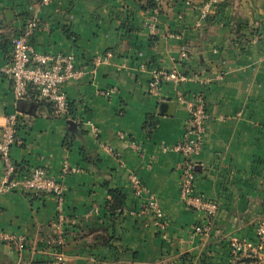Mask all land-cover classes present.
I'll return each instance as SVG.
<instances>
[{
    "label": "crops",
    "instance_id": "obj_1",
    "mask_svg": "<svg viewBox=\"0 0 264 264\" xmlns=\"http://www.w3.org/2000/svg\"><path fill=\"white\" fill-rule=\"evenodd\" d=\"M136 1L0 0V67L31 18L50 26L30 37L37 51L74 53L87 69L94 56L108 55L94 75L65 85L69 117L31 90L16 102L10 77L0 72V124L19 112L11 158L21 174L42 166L55 175L64 160L79 166L63 178L65 212L74 220L62 248L65 264H233L229 237L253 240L264 220V0H220L207 14L208 0H164L153 34L146 27L152 12ZM183 51L188 57L179 63ZM154 67L193 77L164 82L152 95ZM177 91L189 100L202 93L209 114L195 156V190L218 205L206 234L193 232L199 216L179 198L181 155L162 149L181 139L189 115ZM130 172L155 194L166 238L131 191ZM54 217L50 196L2 194L0 229L24 235L27 244L19 255L0 242V264L51 260L43 241Z\"/></svg>",
    "mask_w": 264,
    "mask_h": 264
},
{
    "label": "built area",
    "instance_id": "obj_2",
    "mask_svg": "<svg viewBox=\"0 0 264 264\" xmlns=\"http://www.w3.org/2000/svg\"><path fill=\"white\" fill-rule=\"evenodd\" d=\"M51 1L41 0V4L46 5ZM219 1L208 0L204 13L211 12L209 10L213 11ZM157 16L158 9H154L146 22L150 34L155 31ZM49 27L47 22L40 23L35 18L29 19L21 32L12 39L9 62L0 67V72L10 77L16 102L24 99L27 92L31 90L39 100L50 103L55 114L69 117L65 85L80 79L88 72L94 75L97 67L108 59V55L94 56L91 67L87 69L85 66H77L74 53H51L35 50L29 41L30 37L36 31L48 30ZM187 57L186 51L181 52L179 63L185 61ZM139 67L145 68L146 63L141 62ZM192 77L190 74L181 72L177 67L170 69L154 67L150 70L147 91L152 95H157L164 82L179 84ZM98 92L106 96L110 94L111 90H99ZM176 99L187 103L189 115L181 139L174 145H163L162 149L172 150L181 155L179 198L187 209L199 216V220L193 225V232L206 234L212 228L218 205L214 200L195 190V156L202 150L203 133L209 114L202 93H195L189 100L183 92L177 91ZM18 123L19 112L14 110L7 114L0 124V160L2 162L0 196L10 191L50 196L55 205V217L50 224L51 234L43 241L44 245L50 249L52 259L18 261L16 264H65L62 248L66 229L74 220L65 212L66 186L63 183V178L67 174L79 172L80 168L70 164L68 160H64L60 171L55 175L42 166L33 167L27 173L21 174L10 154L12 145L17 141ZM132 147L137 148L134 144ZM128 180L131 191L135 196L143 199V209L151 213L153 226L160 236L166 238L167 220L155 194L144 185L135 173H128ZM0 242L10 245L16 253L21 255L26 248L27 239L22 234L8 233L0 229ZM228 245L233 264H264V220L257 221L253 240L232 235L228 239Z\"/></svg>",
    "mask_w": 264,
    "mask_h": 264
},
{
    "label": "trees",
    "instance_id": "obj_3",
    "mask_svg": "<svg viewBox=\"0 0 264 264\" xmlns=\"http://www.w3.org/2000/svg\"><path fill=\"white\" fill-rule=\"evenodd\" d=\"M136 2L139 3V8L141 10H143L144 12L145 11H149V12H152L154 9H158V12L161 11V9L163 8V6H165V3H164V0L163 1H159V0H137ZM220 4H217V6H219ZM215 7V8H216ZM217 9V8H216ZM31 93L34 94L33 91H31ZM50 104V103H49ZM70 114V113H69ZM150 120L153 121L152 118H149ZM151 125H153V122L151 123V121L149 122V124H147L146 126L147 127H151ZM110 193L112 194V196L114 198H118L120 199L121 195L119 192L117 191H114V190H110Z\"/></svg>",
    "mask_w": 264,
    "mask_h": 264
},
{
    "label": "water",
    "instance_id": "obj_4",
    "mask_svg": "<svg viewBox=\"0 0 264 264\" xmlns=\"http://www.w3.org/2000/svg\"><path fill=\"white\" fill-rule=\"evenodd\" d=\"M7 16H10L12 14V12L10 10L7 11Z\"/></svg>",
    "mask_w": 264,
    "mask_h": 264
}]
</instances>
